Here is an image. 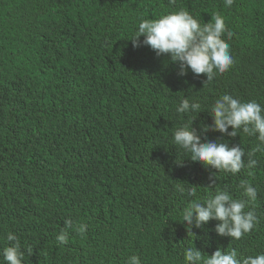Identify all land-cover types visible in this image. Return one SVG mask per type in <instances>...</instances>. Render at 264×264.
Instances as JSON below:
<instances>
[{
    "label": "trees",
    "instance_id": "16d2710c",
    "mask_svg": "<svg viewBox=\"0 0 264 264\" xmlns=\"http://www.w3.org/2000/svg\"><path fill=\"white\" fill-rule=\"evenodd\" d=\"M180 9L202 24L219 14L233 33L234 63L212 81L190 69L179 75L168 55L132 45L142 18ZM229 81L253 85L264 102V0L230 8L224 0H0V264L8 231L20 238L24 264H126L133 254L143 264H185L188 246L205 258L217 248L264 252V154L251 177L216 179L172 144L194 115L176 112L188 98L205 108L192 121L202 138L255 147L243 133L202 131L216 98L237 85ZM242 179L258 187L260 223L250 234L220 236L216 220L188 230L190 200L224 189L240 198ZM66 219L74 227L61 245Z\"/></svg>",
    "mask_w": 264,
    "mask_h": 264
},
{
    "label": "clouds",
    "instance_id": "9594fccd",
    "mask_svg": "<svg viewBox=\"0 0 264 264\" xmlns=\"http://www.w3.org/2000/svg\"><path fill=\"white\" fill-rule=\"evenodd\" d=\"M233 3L234 0H224L228 8ZM212 21L202 24L184 9L168 12L158 18H142L132 35V45H148L157 55H168L172 62L178 63L179 75H186L190 69L197 76L205 74V81H212L218 74L228 71L234 63L230 44L227 42L231 40L233 33L227 29L223 16L215 14ZM230 83L236 82L229 81L228 84ZM236 84L227 91L228 93L220 95L213 102L210 111L208 110L212 123L203 125L202 131H218L229 137H236L238 133L255 137L258 143L250 150H246L241 144L230 146L222 138L208 140L197 134L192 127V121L205 109L200 102L183 98L176 108V112L184 116L194 115H191L187 123L174 130L172 144L193 162H200L205 167L217 170L212 173L216 179L217 172L235 175L242 170H248L246 175L251 177V170L258 164L257 153L264 154V102L253 85L245 82ZM216 179H212L209 186H214ZM238 187L242 189L240 198H234L224 189L202 199L190 200L183 209L182 222L192 232L193 226L201 228L210 220H216L218 223L215 225V232L218 235L241 240L257 227L260 217L256 212L258 187L249 179L240 180ZM177 191L191 198L196 196L197 190L194 187L185 188L178 185ZM71 198L79 209L81 203L78 192ZM73 227L72 220L66 219L65 226L56 236L59 244L68 243L69 230ZM75 230L83 235L87 231V225L80 224ZM4 240L7 242L2 253L5 264H24L25 252L21 248L18 235L8 231ZM28 253H32L31 248ZM183 259L185 264H264V252L244 256L235 247L230 250L217 248L205 258L196 246H188L184 249ZM126 264L143 262L139 255L133 254L127 258Z\"/></svg>",
    "mask_w": 264,
    "mask_h": 264
}]
</instances>
